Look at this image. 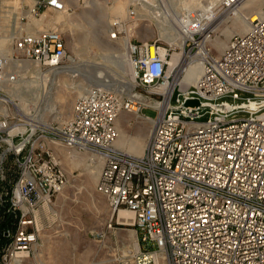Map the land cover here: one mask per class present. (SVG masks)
Segmentation results:
<instances>
[{"label":"built area","instance_id":"obj_1","mask_svg":"<svg viewBox=\"0 0 264 264\" xmlns=\"http://www.w3.org/2000/svg\"><path fill=\"white\" fill-rule=\"evenodd\" d=\"M248 1L220 0L181 18L186 39L179 73L198 64L195 84L171 86L176 50L170 45L130 39L126 51L134 91L122 97L92 87L74 100L62 123L26 116L10 91L20 79L15 68L21 63L43 69L67 64L64 34L46 28L13 40L11 55H0L4 264L16 259L23 264L41 242L38 216L72 180L59 157L62 150L103 160L97 191L112 212L108 229L127 227L136 236L119 264H264V5L246 17L248 30L234 34L222 53L212 46L220 22ZM49 10L64 12L66 5L34 0L35 16ZM125 37L124 25L116 21L111 39ZM190 100L199 104L185 106ZM123 113L154 120L139 157L113 148ZM122 209L133 215L132 222L119 220Z\"/></svg>","mask_w":264,"mask_h":264},{"label":"rangeland","instance_id":"obj_2","mask_svg":"<svg viewBox=\"0 0 264 264\" xmlns=\"http://www.w3.org/2000/svg\"><path fill=\"white\" fill-rule=\"evenodd\" d=\"M63 1L66 11L49 10L37 17L33 14L34 0H0V55L10 56L13 40L31 32L28 28L32 24V18L41 20L44 16H50L60 22L53 28L60 30L68 42L70 59L64 67L69 66L73 58L76 60L74 67L80 69L79 74H68L65 69L53 71L27 63L25 69L17 70L21 83L33 88L28 95H22L19 86V91H10L11 97L18 99L17 106L22 112L35 114L36 111L39 117H45L44 122L49 123L65 121L70 115L74 100L90 88L96 87L95 84L106 83L108 90L123 92L119 94L122 97L134 91V88L129 89L132 86L130 64L127 65L126 74L113 63L111 53L122 56L127 51L124 48V38L116 43L111 41L110 23L120 21L124 24L125 38L131 35V39L136 41L168 44L159 36L158 27L149 20L131 18L130 11H134L137 16V7L132 4L128 7L130 19L124 21L113 18L110 14L116 0ZM162 1L164 0L158 2ZM168 1L177 10L183 8L186 11L195 7L192 0ZM263 5L264 0H249L237 17H241L248 28L246 17L252 12H260L258 9H262ZM237 17L224 25L219 36L212 42L217 54L225 50L234 34L246 32L247 29L240 23L236 24ZM38 30L42 29L33 28L32 33ZM176 52L181 53L179 49ZM87 72L91 75L92 83L87 80ZM177 76H173L174 85L179 82L183 87H189L196 75L186 73ZM143 113L156 117V112L151 109H145ZM144 120L123 113L116 121L117 130L120 127L124 130L123 135L119 131L116 148L132 153L140 146L142 155L153 129V125ZM59 157L72 180L64 193L51 205V210L46 208L38 216L41 242L23 264H119V256L133 246L136 237L127 227H120L115 231L108 229L112 212L97 191L102 169L98 165L99 161L91 159V155L87 153L66 150H62ZM0 264H4L2 259Z\"/></svg>","mask_w":264,"mask_h":264},{"label":"bare ground","instance_id":"obj_3","mask_svg":"<svg viewBox=\"0 0 264 264\" xmlns=\"http://www.w3.org/2000/svg\"><path fill=\"white\" fill-rule=\"evenodd\" d=\"M158 1L159 0H126V1L116 0L115 6L110 11V14H112V16H114V17L124 19V21L125 20L129 21L130 12L128 10V7H130L129 4H132V5L137 7V10H136L137 11L136 12L137 16L135 18L149 20L150 23H152V24H154V25H156L158 27L159 36L165 42H167L175 50L176 49L182 50L183 45L185 43L186 37L183 34V29H182V26H181V18L184 15H186L187 13L207 11L209 8L217 5L220 0H192L194 2L195 7L187 9L186 11H185V9L183 10V8L180 9V10H177L175 8V6H173L172 3H170L168 0H164L162 2H158ZM206 5H209V6L203 8V6H206ZM191 6H193V5H191ZM199 8H203V9H199ZM241 9L239 10V12H237L235 14V16L227 17V19L221 21L220 22L219 31L224 25L232 22V20H234L239 15ZM261 10L262 9H260V10L258 9V11H260V12H261ZM7 19L9 20V17H7ZM246 22H247V20H246ZM239 23L245 29L248 30V28L246 27L243 19H241V17H237L236 24H239ZM113 25H114V22L111 23V25H110V38H111V33L113 31ZM247 25H248V22H247ZM248 27H249V25H248ZM131 37L132 36L130 35L127 38H124L123 43H124V48L125 49H126V44H127L128 40L131 39ZM111 41L113 43H116L119 40L116 41V40H112L111 39ZM111 54H112L111 57L113 59V63H115V66H117L118 69H120L122 71H125V73L127 74V65L129 66V60H128L127 52L125 54H123L122 56L114 54V53H111ZM74 64H76V60L72 58L71 59V64L69 66L63 67L61 69H65L66 73H68V74L69 73H73V74L74 73H78L80 69L75 68ZM182 64H183L182 53H177L175 51V53L173 54L172 60L170 61V71H175L174 76H177L178 74H180L179 72H180V70H182ZM26 65H27V62L26 63L24 62V63L19 64L17 68L18 69H20V68L25 69L27 67ZM13 68H15V67H13ZM17 68H15V69L18 70ZM51 70L58 71L60 69H51ZM187 73L190 74V75H196L192 81L190 80L191 81L190 84L188 82L189 85L188 84L187 85L190 86L192 84H195L197 79L200 77L201 68H200V66L198 64H193V65H191L189 67ZM130 76H131V79H132V86L130 87V85H131L130 83H129L128 86L130 87L129 89H133L135 87V82H134L132 73L130 74ZM87 80H89L92 83L91 75L88 72H87ZM21 82H22V80H21V76H20V79H19L18 83L15 84L12 87L11 90L18 89V91H19V86H20L22 95H28L29 93H31L33 87L25 85V84H22ZM178 84H179V82H178ZM106 85H107L106 83H104V84H95V86L98 87V88H102V89H107L108 90L109 87L106 86ZM171 86L173 87V83H171ZM115 92L118 93V94L123 93V92H119V91H115ZM17 94H18V92H17ZM83 94H80V95H83ZM13 100L16 103H18V99H13ZM17 108H18V106H17ZM18 110L21 111L19 108H18ZM25 115L26 116L34 115V117H36V119L39 122H42V123H45V124L49 123V122H44L43 118H45V117H43V118L39 117V115H37L36 111H35V114H31V112H28ZM133 115L137 116L139 119H141V118L145 119L144 121L149 122V123H151L154 126V120H152L151 118H146V117H144V116H142L140 114H133ZM118 133H119V131H118ZM150 135H151V133H150ZM149 138H150V136H149ZM118 139H119V137H118ZM118 139H117V141H118ZM116 142L113 145L114 149H117L119 151L125 152L127 154H130V155H133V156H136V157L141 156V152L143 150H140V146L138 147L137 150H135L134 152L130 153L128 151L116 148ZM94 159L99 161L98 165L101 168L103 166V160L100 157L99 158H94ZM48 209L51 210V207L49 206ZM132 218H133V215L128 210L122 209L119 212V220L120 221H126V222L130 223V222H132ZM20 257H24V259L27 258V256H22V255ZM21 261H22L21 259H16L14 262H15V264H19Z\"/></svg>","mask_w":264,"mask_h":264},{"label":"crops","instance_id":"obj_4","mask_svg":"<svg viewBox=\"0 0 264 264\" xmlns=\"http://www.w3.org/2000/svg\"><path fill=\"white\" fill-rule=\"evenodd\" d=\"M111 16H112V14H111ZM112 17L115 18L114 16H112ZM31 21H32V24L28 28L31 31L29 33H32L33 28H36V29L53 28L55 24L60 23L58 20H55L54 18H51L50 16H44L43 19H41V20H36L35 18H32ZM110 25H111V23H110ZM118 124H119V122H118ZM118 129L120 131V134L123 135L124 134L123 128L120 127Z\"/></svg>","mask_w":264,"mask_h":264},{"label":"trees","instance_id":"obj_5","mask_svg":"<svg viewBox=\"0 0 264 264\" xmlns=\"http://www.w3.org/2000/svg\"><path fill=\"white\" fill-rule=\"evenodd\" d=\"M6 222L8 223L9 222V219H6ZM2 229L3 227H0V257H1V250L2 248L8 243V240L5 239L3 236H2Z\"/></svg>","mask_w":264,"mask_h":264},{"label":"water","instance_id":"obj_6","mask_svg":"<svg viewBox=\"0 0 264 264\" xmlns=\"http://www.w3.org/2000/svg\"><path fill=\"white\" fill-rule=\"evenodd\" d=\"M198 104H199L198 101H192V100H190V101H187L186 102L185 106H192V105H198Z\"/></svg>","mask_w":264,"mask_h":264}]
</instances>
